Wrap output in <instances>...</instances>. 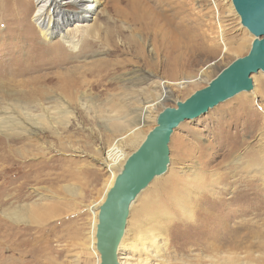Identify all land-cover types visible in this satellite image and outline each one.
<instances>
[{
  "label": "rangeland",
  "instance_id": "obj_1",
  "mask_svg": "<svg viewBox=\"0 0 264 264\" xmlns=\"http://www.w3.org/2000/svg\"><path fill=\"white\" fill-rule=\"evenodd\" d=\"M101 1L87 21L96 27L79 32V45L72 48L58 34L77 21L72 5H63L43 34L33 18L34 0H0V70L9 68L5 59L18 63L9 87L0 78V111L18 99L32 115L52 117L43 131L15 138L0 131L6 142L0 151V264H99L97 209L119 167L163 108L205 87L246 55L254 40L231 0H145L149 24L144 32L130 24L128 0ZM131 37L138 46L130 44ZM174 42L181 54L171 77L165 61ZM60 75L68 78L61 82ZM252 78L253 92H242L175 129L169 169L134 204L127 233L138 229L143 205L171 178L191 184L187 190L196 211L190 218L171 214L168 230L140 234L130 250L123 242V264H264V169H256L261 167L255 156L264 155L259 145L264 72ZM184 79L166 94L152 92L154 80ZM37 85L46 89L41 97L47 111L32 101ZM60 97L67 106L63 116L56 102ZM148 100V118L125 142H115L117 162L107 167L109 145L127 134L112 120H137L135 110Z\"/></svg>",
  "mask_w": 264,
  "mask_h": 264
},
{
  "label": "water",
  "instance_id": "obj_2",
  "mask_svg": "<svg viewBox=\"0 0 264 264\" xmlns=\"http://www.w3.org/2000/svg\"><path fill=\"white\" fill-rule=\"evenodd\" d=\"M232 2L241 25L254 36L249 52L222 68L205 87L158 113L156 125L125 160L99 205L96 229L99 264H123L119 257L120 245L132 206L156 177L167 173L171 161L169 143L175 129L242 92L252 91V75L264 72V0Z\"/></svg>",
  "mask_w": 264,
  "mask_h": 264
},
{
  "label": "bare ground",
  "instance_id": "obj_3",
  "mask_svg": "<svg viewBox=\"0 0 264 264\" xmlns=\"http://www.w3.org/2000/svg\"><path fill=\"white\" fill-rule=\"evenodd\" d=\"M34 2L36 4V9L34 11L33 18L36 19V21H37L38 25L40 26V29H41L43 34H46L48 32V31H44L47 28L48 24L53 19L57 18V16L59 18V13H60L63 5L70 4L73 6V8L76 9L74 11L76 14L73 16V18H76L77 21H75L72 26L71 25L70 26L69 25L68 26H62V31L58 33V34H60V37L62 38L63 42L72 48H77V46L79 45V41L81 39L79 37V32H82V31L86 32L87 30H91V29H94L96 27V23H94V22L93 23H90V22L87 23V21L94 18L93 13L97 10V6L102 3L101 0H89L87 3H83V0H34ZM215 4L218 5L217 3H215ZM232 5H233V2H232ZM206 6H207V4H206ZM146 7H147V4H146L145 0H128V2H127L126 11H127L129 22L131 25L135 26V28L133 27V29L138 31V32L139 31L144 32L145 28L147 29V26L149 24V22H148L149 16H148V12H147ZM150 8H152V7H149V9ZM233 8L235 10L234 5H233ZM221 33H222V31H221ZM175 37H177L176 34H175ZM221 41L223 42V40H221ZM130 44L137 45V46L139 45L138 41L134 37L130 38ZM179 48H180V46L178 45V42H174L168 47V57L165 61V65H167V68L170 70L171 77L172 76L175 77L177 70H179V64H178L179 59L178 58L180 57L179 54H181ZM5 60L8 63L9 68L4 69V70H0V78L7 80L5 83H3V86L9 87L11 84H9L8 81H16V79H17L18 63L16 61H14V62L10 61L9 62V61H7V59H5ZM182 63H183V61H182ZM183 66H180L181 69L183 68ZM60 77H61V75H60ZM65 78H68L67 75H65V77L62 78L63 81H61V82H64ZM185 82H186L185 79L184 80H177V81L176 80H172V81L165 80L164 82H160L158 84L157 80H154L150 84L152 87L151 88L152 92H156L157 93L156 95L159 94V96H160L163 93H165V94L168 93V91L171 89V85L180 86V85H184ZM58 83H60V82H58ZM37 86L38 87H36V89L33 93V100L32 101H34L33 102L34 106H41V108L43 110L47 111V107H45L43 105V102H42V99H44L43 97L47 96V93L45 91L46 89L43 86H40V85H37ZM60 87H62L63 90H64V88H66V86H64V85H62ZM254 89H255V87L253 88L252 92L254 91ZM66 90H67V88H66ZM138 90H139V88H138ZM41 96H43V97H41ZM58 99L56 100L57 107H59V110L62 112V116H63L64 112L67 113V106L64 104L63 98L60 97V100H58ZM61 99L63 100V102H61L62 101ZM35 100H37V101L35 102ZM147 102H148L147 105L145 104L141 108L135 110V111H137L136 112L137 113L136 116H138L137 120H135V121H132V120L131 121L130 120L120 121L121 118H118L119 116L114 117V119L112 120V121H114V124H111V125H113L114 127H117L120 130L122 128H124V130L127 132V134L126 135L122 134V135L116 137L115 140L109 145V148L107 150V154L105 157V165L107 167H113V166H115L113 164H115L117 162V152H118L117 146H118V144L116 146L115 142H117L119 140L121 142H125L126 138L129 139L130 138L129 136L133 135L136 132L137 127H138L137 123L140 121H145L148 118V112L151 109L152 101L150 102V100H148ZM13 103L14 104H9L10 106L5 107L4 111L3 110L0 111V131H1V133L6 134L7 136L10 135L11 137L15 138L18 135H21L22 133H28L31 130L34 133L39 132V131H43L46 129L48 124L51 123V122H48L49 119H47L50 116L42 115V114L41 115H32L31 111L29 110L31 107L20 105L18 102V99L17 100L14 99ZM20 109L21 110L26 109L27 112L21 111ZM68 116L66 118H68ZM127 117H128V115H127ZM50 118H52V117H50ZM156 119H157V117H156ZM63 123H67V122L63 121ZM56 124H57V122H56ZM117 131L119 132V130H117ZM146 135H145V137H146ZM145 137H144V139H145ZM131 140L133 142V141L137 140V138L131 139ZM259 141H260L259 145L261 146V150L263 151L264 150V132H263V135L259 138ZM5 144H6V142H5L4 138L0 137V151L3 152V149H5L4 148ZM3 155L4 154H2V156ZM255 156H257V158L259 159L258 162H260L259 166L261 167V168H256V169H258L261 172V170L264 169V155L260 156L258 154H255ZM2 158L4 159V161L6 159H8L5 155ZM125 160H124V162H125ZM11 161H13V159H11ZM124 162L122 163V165H124ZM122 165L119 167L117 173L120 171ZM248 167L251 168V165H249ZM195 174L196 175L194 177H196L198 179H203V177L199 176V173H195ZM161 177H156L152 181V183L156 179L161 178ZM115 178H116V175L113 176V179L111 181L112 185L110 184L109 189L111 188V186H113ZM177 180L178 179H175V178L172 179L171 178L170 180L165 181L163 184V187H161L160 191L158 193H156L155 195L151 196L149 198V200L143 205L142 214L140 216V224H139L138 229L130 228V230L127 233V229H128V225H127L126 232H125V235H124V238L122 241V243L124 242V245L126 246V251L130 250L134 247L135 243L140 238V234L147 233L148 236H151V235H157V233H159L163 230H165V231L168 230L167 227L170 228L173 225V223H171L172 222L171 214L172 215L176 214L175 215L176 217L181 216V217H187V218H190L191 216H193L194 212L196 211L197 203L193 201L192 194L187 190L189 187L188 185H191V184L186 183L184 185H181V184L177 183ZM150 185L145 190H147L150 187ZM145 190H143V192H145ZM143 192L139 195V197L143 194ZM139 197H138V199H139ZM137 200H136V202H137ZM134 204H133V206H134ZM133 206H132V208H133ZM160 209H164V210L161 211ZM97 210H98V213H97V223H98L99 206H98ZM129 218H128V224H129ZM97 223H96V229H97ZM96 229L94 230V234H95L94 243H95V248L97 250V247H96ZM130 235L138 236V239L136 237V240L135 239L132 240V238L130 239V237H131ZM122 243H121V245H122ZM121 245H120V250H121Z\"/></svg>",
  "mask_w": 264,
  "mask_h": 264
}]
</instances>
